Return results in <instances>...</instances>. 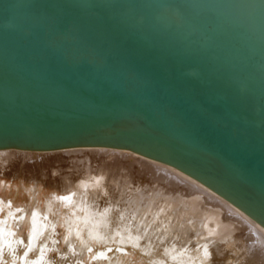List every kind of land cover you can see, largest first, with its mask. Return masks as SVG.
I'll use <instances>...</instances> for the list:
<instances>
[{
    "label": "water",
    "instance_id": "1",
    "mask_svg": "<svg viewBox=\"0 0 264 264\" xmlns=\"http://www.w3.org/2000/svg\"><path fill=\"white\" fill-rule=\"evenodd\" d=\"M124 152L264 229V0H0V151Z\"/></svg>",
    "mask_w": 264,
    "mask_h": 264
},
{
    "label": "bare ground",
    "instance_id": "2",
    "mask_svg": "<svg viewBox=\"0 0 264 264\" xmlns=\"http://www.w3.org/2000/svg\"><path fill=\"white\" fill-rule=\"evenodd\" d=\"M111 165L125 170L140 185H159L166 193L208 212L214 229L208 231L201 249L171 264H264V229L249 218L175 170L128 153L107 150L55 154L0 151V184L9 191L1 195L0 190V264H50L46 259L48 242L60 226L70 236L67 246L71 251L87 258L81 264H127L129 249L139 246L136 240L124 237L116 245L114 242L115 247L98 250L95 243H103L104 239L102 220L93 216L91 206L80 193L82 187L68 190L61 176L65 168L98 170ZM54 166L53 176L40 173V170L50 173ZM1 179H8L10 183ZM45 189L52 192L43 195ZM20 200L22 204L18 203ZM25 227L29 229L27 238L23 234ZM237 241H240L238 246ZM20 246H26V253L20 254L22 257ZM228 247L237 248L241 253ZM35 251L40 252L38 258L29 259V254Z\"/></svg>",
    "mask_w": 264,
    "mask_h": 264
},
{
    "label": "rangeland",
    "instance_id": "3",
    "mask_svg": "<svg viewBox=\"0 0 264 264\" xmlns=\"http://www.w3.org/2000/svg\"><path fill=\"white\" fill-rule=\"evenodd\" d=\"M51 169L53 170H50V173H47V170H40V173L53 176L56 166ZM121 169L116 165L98 170L78 168L73 171L65 168L61 175L68 190L75 191L82 187L80 193L84 201L91 206L93 216L102 220L100 226L104 239L101 241L103 243H95L96 247L98 245L97 249L115 247L124 237L135 239L139 251L137 247L134 250L129 249L127 264H171L170 262L174 263L200 250L204 238L209 236L208 231L214 229V223L210 222L208 212L202 207L192 206L186 200L166 193L168 191L163 190L159 185H140ZM1 180L10 183L8 179ZM0 190L1 195L5 192L9 193L2 184ZM51 192L52 190L45 189L42 194L48 195ZM18 203L22 204L23 201L20 200ZM65 231L60 226L52 232L51 240L48 242L47 261L50 264L86 262L87 258L80 257L78 252H72L67 246L70 236ZM23 234L25 237L29 234L28 227L24 228ZM238 243L240 241L235 244ZM56 245L59 246L58 249H55ZM20 247L19 255H24L26 246ZM235 250L241 253L237 248L230 249V251ZM39 253V251L32 252L28 258L34 260L38 258ZM232 260L234 259H230Z\"/></svg>",
    "mask_w": 264,
    "mask_h": 264
}]
</instances>
